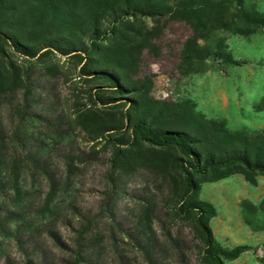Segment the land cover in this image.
Returning <instances> with one entry per match:
<instances>
[{"label":"rangeland","instance_id":"1","mask_svg":"<svg viewBox=\"0 0 264 264\" xmlns=\"http://www.w3.org/2000/svg\"><path fill=\"white\" fill-rule=\"evenodd\" d=\"M245 5L264 15V0ZM133 24L156 26L149 18ZM159 24L151 41L159 55L144 49L132 75L146 82L148 98L191 100L233 132L264 131V112L254 110L264 99V29L214 31L199 44L246 64L223 65L224 75L207 60L184 74L179 56L191 27L169 16ZM13 61L15 74L0 67V264H68L72 241L87 222L81 246L94 264H202L195 227L174 216L169 177L143 168L127 174L112 165L117 133L100 127L118 121L126 108L93 101L97 90L112 93L106 84L81 75L79 58L50 52ZM199 199L216 209L209 226L221 246L251 247L224 264H264V176L255 185L241 174L203 182Z\"/></svg>","mask_w":264,"mask_h":264},{"label":"trees","instance_id":"2","mask_svg":"<svg viewBox=\"0 0 264 264\" xmlns=\"http://www.w3.org/2000/svg\"><path fill=\"white\" fill-rule=\"evenodd\" d=\"M166 16L185 21L192 30L179 56L184 74L207 60L216 62L224 75L228 73L223 65L246 64L199 44L214 31L250 35L264 29V15L247 7L245 0H0V67L12 75L17 69L13 56L33 59L50 52L83 61L80 74L103 81L112 92L99 96L97 90L93 101L126 108L118 121L100 127L101 133H117L112 165L127 174L143 168L168 176L174 216L195 227L201 263L224 264L251 247L227 249L215 240L209 221L216 209L199 199L200 186L232 174L255 185L257 176H264V131L233 132L224 119H208L198 112L191 100L174 104L148 98L146 82L132 75L144 49L159 55L151 41ZM139 18H149L156 26L136 29L133 22ZM254 110L264 112V99ZM89 226L84 223L73 239L68 264H94L81 246ZM49 238L56 234L50 231Z\"/></svg>","mask_w":264,"mask_h":264},{"label":"crops","instance_id":"3","mask_svg":"<svg viewBox=\"0 0 264 264\" xmlns=\"http://www.w3.org/2000/svg\"><path fill=\"white\" fill-rule=\"evenodd\" d=\"M234 59L239 60V59H237V58H234Z\"/></svg>","mask_w":264,"mask_h":264}]
</instances>
